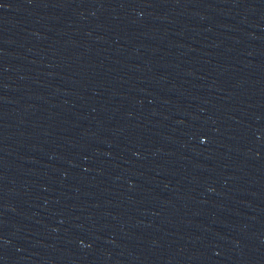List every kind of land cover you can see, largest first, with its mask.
Wrapping results in <instances>:
<instances>
[{"label":"water","instance_id":"1","mask_svg":"<svg viewBox=\"0 0 264 264\" xmlns=\"http://www.w3.org/2000/svg\"><path fill=\"white\" fill-rule=\"evenodd\" d=\"M0 264H264V0H0Z\"/></svg>","mask_w":264,"mask_h":264}]
</instances>
